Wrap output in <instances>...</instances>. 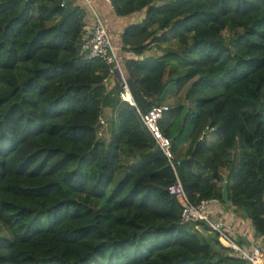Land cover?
<instances>
[{"label": "trees", "instance_id": "16d2710c", "mask_svg": "<svg viewBox=\"0 0 264 264\" xmlns=\"http://www.w3.org/2000/svg\"><path fill=\"white\" fill-rule=\"evenodd\" d=\"M110 4L143 12L120 36L135 106L81 51L75 0H0V264H247L181 223L167 187L179 179L264 236V0ZM160 104L171 162L139 115Z\"/></svg>", "mask_w": 264, "mask_h": 264}, {"label": "built area", "instance_id": "2783aa9c", "mask_svg": "<svg viewBox=\"0 0 264 264\" xmlns=\"http://www.w3.org/2000/svg\"><path fill=\"white\" fill-rule=\"evenodd\" d=\"M94 0H83L90 6ZM108 3L111 0H104ZM94 14V23L89 33L81 38V51L88 58H100L106 64L111 65L110 74L119 75L118 82V97L121 101L127 102L135 106L130 89L125 77L122 75L119 52L115 49L110 41L109 33L100 19L99 15ZM167 104L154 105L145 113H139L141 122L149 131L152 138L155 140L158 148L163 152L166 158L171 162L173 154L171 151V141L168 137L162 134L158 122L162 115L168 111ZM104 120L100 119L99 123L104 124ZM100 136L101 133L98 132ZM167 192L174 197L180 204L181 223L193 222L196 223L195 229L202 233H213L216 235L219 243L229 249L233 255L245 260L247 264H264V250L255 242L254 230L241 233L243 241H240L234 232L233 223L220 218V212L217 209L220 202L216 198L202 199L197 203L190 201L184 191V188L176 178V181L167 187ZM207 227L208 232H204L203 227ZM253 229V228H252Z\"/></svg>", "mask_w": 264, "mask_h": 264}, {"label": "crops", "instance_id": "0c3cea01", "mask_svg": "<svg viewBox=\"0 0 264 264\" xmlns=\"http://www.w3.org/2000/svg\"><path fill=\"white\" fill-rule=\"evenodd\" d=\"M75 2L84 8L86 10L85 14V26H84V32L83 35L90 32L91 27L94 23V14L96 13L99 15L100 19L103 21L109 36H111L110 41L115 49L119 52V58L121 61V55L124 54L121 51V34L123 30L130 24H135L139 22L143 17V12L127 15V16H117L110 3L104 1V0H94L90 3V6L85 4L83 0H75ZM132 56V55H131ZM121 69H122V75L126 76V71L124 69V66L121 62ZM118 82H119V75H111L108 77V79L105 82L107 93H111V97H115L117 95L118 90ZM171 103L170 99H167V103ZM168 103V104H169ZM115 112L112 110L110 106H105L102 110V120L105 121L103 131L102 133L106 134V130H108V127L106 129L107 123L111 117H114ZM218 211L220 212L219 217L224 218V220L228 222L233 223L234 232L237 236V238L240 241H243V238L241 237V233L243 232H249L251 233L253 231L251 223L249 220L243 219L239 213H237L233 208H228L227 206L222 205L221 203L217 206ZM255 242L259 243V245L264 250V236H255L254 237Z\"/></svg>", "mask_w": 264, "mask_h": 264}, {"label": "rangeland", "instance_id": "374dc122", "mask_svg": "<svg viewBox=\"0 0 264 264\" xmlns=\"http://www.w3.org/2000/svg\"><path fill=\"white\" fill-rule=\"evenodd\" d=\"M110 38H111V36H110ZM104 124H105V122H104ZM104 124H102L101 127H104ZM99 131H101V130H99ZM101 134H102V136L100 135V137H103V133L102 132H101ZM119 178H120V176H118V175L115 176L114 181L110 185V189L115 185V183L117 182V180ZM206 235H207V233H206ZM8 240H9V233H8L7 229L0 224V243H5Z\"/></svg>", "mask_w": 264, "mask_h": 264}, {"label": "water", "instance_id": "95a60500", "mask_svg": "<svg viewBox=\"0 0 264 264\" xmlns=\"http://www.w3.org/2000/svg\"><path fill=\"white\" fill-rule=\"evenodd\" d=\"M222 198L226 204L229 203L228 194H227V177L226 176L223 178V183H222Z\"/></svg>", "mask_w": 264, "mask_h": 264}, {"label": "clouds", "instance_id": "9594fccd", "mask_svg": "<svg viewBox=\"0 0 264 264\" xmlns=\"http://www.w3.org/2000/svg\"><path fill=\"white\" fill-rule=\"evenodd\" d=\"M102 119V118H101Z\"/></svg>", "mask_w": 264, "mask_h": 264}]
</instances>
